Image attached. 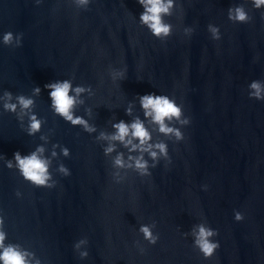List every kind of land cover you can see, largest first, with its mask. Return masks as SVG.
Returning <instances> with one entry per match:
<instances>
[{
    "label": "water",
    "instance_id": "95a60500",
    "mask_svg": "<svg viewBox=\"0 0 264 264\" xmlns=\"http://www.w3.org/2000/svg\"><path fill=\"white\" fill-rule=\"evenodd\" d=\"M230 3L250 7V0H178L167 17L172 34L161 40L138 23L137 0H91L87 8L71 0H0V33L23 34L18 46L0 43V93L33 95L39 85L34 110L50 138L28 135L16 114L0 109V153L10 158L45 143L50 154L52 142L70 148L69 156L52 159L51 188L31 184L0 160L9 240L34 250L43 264H264V100L247 89L252 79H264V9L233 22ZM209 22L220 26L219 40ZM185 26L194 31L186 35ZM109 66L126 68L125 78L113 82ZM62 78L92 86L94 95L84 94L76 111L84 115L91 106L98 131H111L112 119H131L129 102L132 115L142 116L138 93L174 95L190 123L184 139L168 140L171 161L162 158L151 176L128 169L115 182L105 142L49 107L44 84ZM61 162L70 175L56 170ZM234 210L244 218L234 219ZM201 219L218 229L213 239L220 246L208 258L183 234ZM153 221L159 238L150 244L138 228ZM81 236L88 238L85 258L73 248Z\"/></svg>",
    "mask_w": 264,
    "mask_h": 264
},
{
    "label": "clouds",
    "instance_id": "9594fccd",
    "mask_svg": "<svg viewBox=\"0 0 264 264\" xmlns=\"http://www.w3.org/2000/svg\"><path fill=\"white\" fill-rule=\"evenodd\" d=\"M40 3L41 0H36ZM77 8H87L91 0H71ZM141 6L138 15V23L145 27L153 36L164 40L172 34L173 23L167 19L172 16L174 10L179 7L178 0H137ZM251 9H264V0H250V7L243 3H230L227 8V17L233 22H248L252 19ZM264 16V11L261 12ZM207 30L213 40L221 38L220 26L209 22ZM194 31L192 26H185L183 32L190 35ZM22 33H14L11 30L0 33V43L18 46L22 43ZM109 75L113 82L126 76V68L111 70ZM48 90L49 107L52 112L72 125H79L87 133H96L97 141L102 144L105 156H111V172L115 182H122L128 169L134 170L140 176H151V168L155 167L163 158L166 162L171 161L169 155L168 140L180 141L184 139L183 126L190 123V117L185 115L182 103H178L174 95L164 92L148 91L137 94L143 115L133 116V104L129 102L124 109L131 119H112L110 121L111 131L97 130V125L89 117L92 108L85 109V114H78L77 105L85 103V95H94L91 85L74 83L72 78L53 79L44 84ZM249 97L264 100V79H252L247 84ZM33 95L24 93L14 94L9 89L0 93V109L5 112L16 114L21 126L25 128L28 135L41 133L40 139L47 142L50 138L42 132L45 118L41 117L35 110L36 96L41 93V87L35 85L32 89ZM26 118V120H25ZM160 133L168 139H154L153 133ZM122 146L124 150H117ZM115 153L113 156L112 154ZM150 157L151 159L146 158ZM69 156L70 148L59 142H52L51 152L45 143L37 144L28 152L22 153L16 150L9 158L0 153V160L9 169H15L24 180L35 186L54 187L57 183L52 171V159L57 156ZM56 170L68 176L71 169L63 162L57 165ZM125 170V171H121ZM203 187H207L204 185ZM16 195L22 193L16 190ZM244 213L234 210V219L242 220ZM4 216L0 214V264H43L41 258L34 250L26 247L19 241L9 240L8 232L4 227ZM155 222L141 223L138 231L143 234V239L150 244L156 243L159 236L153 231ZM184 235L192 236V243L205 258L211 257L220 246L219 240L213 239L218 235V229L212 227L206 220L201 219L194 223L189 232ZM137 244L140 242L137 241ZM87 236H81L73 243V248L78 251L80 258L89 255ZM140 251L144 249L141 246Z\"/></svg>",
    "mask_w": 264,
    "mask_h": 264
}]
</instances>
